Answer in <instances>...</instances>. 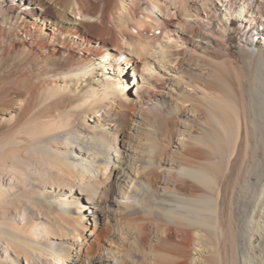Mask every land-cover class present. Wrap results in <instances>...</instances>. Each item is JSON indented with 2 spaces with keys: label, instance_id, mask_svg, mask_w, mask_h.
Segmentation results:
<instances>
[{
  "label": "bare ground",
  "instance_id": "obj_1",
  "mask_svg": "<svg viewBox=\"0 0 264 264\" xmlns=\"http://www.w3.org/2000/svg\"><path fill=\"white\" fill-rule=\"evenodd\" d=\"M131 19L140 24L130 26ZM153 30L157 40L149 47L128 38ZM116 86L130 90L116 93ZM137 108L161 119L181 113L192 120L173 118L178 139L159 163L168 178L149 173L154 182L144 187L140 152L129 143L147 116ZM124 110L133 115L130 131L117 128ZM204 130L220 135L215 146ZM1 145L10 161L6 178L15 184L0 181V264L121 263L126 247L107 240L117 230L110 221L100 224V194L115 181L122 194L116 203L126 210L129 194L153 188L196 215L194 264H264V0H0ZM30 151L69 177L40 192L41 207H15L9 200L18 183L33 179L13 157ZM240 154L241 167L250 166L238 172L245 191L222 188V166L230 171ZM109 168L111 180L103 181ZM48 198L64 212V225L75 231L82 225L83 236L70 237L66 250L45 222L52 217L42 212ZM221 199L228 201L227 214L223 206L214 209ZM212 208L214 217L204 216ZM69 209L79 218L72 220ZM29 219L44 221L52 232L42 235ZM167 230L178 236L171 224Z\"/></svg>",
  "mask_w": 264,
  "mask_h": 264
},
{
  "label": "rangeland",
  "instance_id": "obj_2",
  "mask_svg": "<svg viewBox=\"0 0 264 264\" xmlns=\"http://www.w3.org/2000/svg\"><path fill=\"white\" fill-rule=\"evenodd\" d=\"M132 21H133V24L131 23ZM130 23H131L130 26L131 25L137 26L140 24L137 22V20H132V19H131ZM155 32L156 31L153 30L147 36L146 35L144 36L141 34L138 36L134 35L133 38L131 35H128V38H130L129 40L131 42L132 41L135 42L137 40L136 41L137 45L143 46V44L144 45L146 44L145 46L149 47L151 44L153 45L156 43V40H157V39H155L156 37L153 38V36H155V34H154ZM140 36H141V38H140ZM142 37H144L143 39L147 40V41L144 40L146 43H144V41H142L143 40ZM146 37H149V38H146ZM137 38H140V39H137ZM139 40H140V43L138 44ZM142 42H143V44H141ZM127 56H129L128 53H127ZM111 61H112V59H111ZM130 76L132 78L133 74H130ZM128 90H130V89H128ZM128 90H124V91H128ZM124 91L120 90L118 86L115 87L116 93H118V92L124 93ZM120 97H122L121 94H120ZM180 107L191 108L189 103H184V102L180 103ZM137 110H138V112H136ZM137 110L135 111V113H141L142 115L144 114L143 116H145L146 112L143 111V109L137 108ZM123 112H125V113H123V115H121L122 117L120 116L116 120L117 121V128L119 130H123V131H130L131 126H132V119L131 118L133 115L129 114V112H130L129 110H124ZM147 116L144 117L145 119H144L142 125H140L138 127V133H137L138 135L129 141V143L131 142L132 145H134L135 148L137 150H139V152H140L137 155V157H139L138 163L141 164V165H139L141 167V170L144 169V170H147V172H148V174H147V172H144V170L142 171V174H143L142 178L145 179V181L141 182L142 185H143V182L147 183V184H151L150 182L153 183L154 182V176L156 174L158 176L164 178V179L168 178L166 171L160 170L159 163L161 164L162 159H164V157H166V155L164 156V153H166L167 151H170L169 149H171V147L174 148L175 147V141L177 142L178 134L175 131V128L177 126V124H175V121L183 118V120L192 122L190 117H188L187 115H182L181 113H175L173 115V117L170 118V120L168 119L169 121L166 120V118L161 119L159 117L160 118L159 119L155 115L147 114ZM173 118L176 120L174 121ZM172 120H173V122H172ZM130 122H131V124H130ZM198 126H199V128L201 127V125H199V124H198ZM206 127H211L213 130L216 129L215 128L216 126H211L209 123H206ZM209 131L210 130H204L203 133H205V135H207L210 139L208 140V137H206L205 135H203L202 138L205 140L207 139L208 140L207 142L209 145L215 146V143H213V142H216L218 140V138L220 137V135L218 133H216L215 131H213V132L212 131L209 132ZM131 132H135V130L132 129ZM171 137L174 139V141L172 143H170ZM159 139H160V141H159ZM149 145H150V147H149ZM167 148H168V150H167ZM213 148L214 147H212V149ZM4 150H7V149H4L1 145L0 146V181L3 180L2 182L4 184H7V185L15 184V183H10L6 178L9 175L8 174V168L10 166V161L6 160V159H8V157L6 158V156H7L6 154L4 156V153H6ZM145 152L150 153L151 155L145 154ZM27 153L25 152L23 154L14 155V157L15 156H18V157H16V158L13 157V160H14L13 163L16 166L21 167L22 169H25L26 172L31 171L30 172V174H31L30 180L32 181V179H33V181H32L33 183L26 180V179L20 180V182L17 185V193H16L17 195L15 194L16 196H14L16 199L14 197H12L9 201L12 202L13 206H15V207H19V206H21V204L22 205L30 204L32 207L39 208V207H41V205L38 201V196H39L40 192L43 190H48L49 188H51L50 185H53V186L59 185V184H61L60 182H62V185H65L64 184L66 182L65 179H68L69 176L64 171H58V174H57V171L56 172L54 171L55 172V176H54V172L52 170H50V167L48 165L41 163L42 160L40 157V155H41L40 153H38L37 151H30ZM1 154H3V155H1ZM152 154H154V155L152 156ZM240 155H242V154H240ZM144 158H146V159H144ZM237 158L238 157H236V161H237ZM243 158H244V156L243 157L240 156L238 158L237 162L234 161L235 160L234 159L233 160L234 166L231 165V167H229V169H228V170L231 169L230 171H227V168L225 166H222L225 168V170L223 168L222 169L224 171H226L227 173H224V171H221L225 175H223V177H222L223 181H221L222 180L221 176L223 173L220 175L219 178H217V181L219 180L217 182L218 185H219V183H220V185L223 184L222 188H229V190H231L235 185L236 186L238 185V187H236V186L235 187L240 192L245 191V189H246L245 185L243 184V180L240 179V176H239L240 174L238 172L239 171L245 172V170L250 166L243 165L244 167L243 168L241 167L242 166L241 162L243 161ZM15 160H16V162H15ZM149 162L151 164H149L147 166L146 164ZM34 165H36V166H34ZM148 167L150 169V172H149ZM109 170L111 172L110 168L105 172L103 181H108V180L110 181L111 180L110 179L111 173H109ZM233 170H234V172H233ZM149 173L155 174V175H150ZM231 174L233 175V177H231L232 176ZM62 176H64V177H62ZM224 176L228 177V178H226V182L224 181L225 180ZM237 176H239V177L237 178ZM8 177H10V176H8ZM5 178H6V180H5ZM34 180L35 181L37 180V181L35 182ZM113 181H115V178ZM37 182H38V184H37ZM223 182H225V183H223ZM235 182H236V184H235ZM232 183H233V185H232ZM109 184H110V182H109ZM116 184L117 183L115 181L113 183L112 187H110V185H105V187L102 189V192L100 194V198L102 199L101 204L103 205L102 209L104 211L102 212L103 214L101 215V218H100V224L102 223V225L103 224L107 225L108 221L112 222V223H109V225L112 224L111 228L112 229L114 228L113 230L116 229L117 230L116 232L118 234L114 235V233L108 232L107 233V237H108L107 240L110 241V243H112V244L114 243L115 247L123 244L127 249L126 253L124 254V260L121 261V263H119V264H163L162 263L163 260H164V262L166 261V263H169V264H187V263L188 264H191V263L194 264L193 260H192V257L194 256V252H197V250L200 249V247L198 246V242H197V238L200 234V227L195 221H193L194 218H196V215L194 213L187 211L184 208L174 204L172 201L166 199V193H163V191L159 190V191L153 192L152 191V190H154L153 188H152L151 192H145V193L138 195V196L133 194V193L129 194L128 197H129V200L131 203V207L129 208V210H126V209H128L126 204L124 205V207L126 208L125 209L122 206L117 205V203H116V199L122 200V196H121L122 194H121V190H120L121 188L119 187L118 184L117 185ZM239 185H240V187H239ZM229 186H231V187H229ZM143 187H144V185H143ZM216 188L217 187L215 186V189ZM143 191H146L145 188ZM25 198H28V200ZM222 199H224V198H222ZM222 199H221V202H219V203H221L220 204L221 206H218V208H216L217 207L216 204L213 203V205L214 204L215 205L212 206V204H211L210 207L214 208L216 206L214 209L215 210L217 209V211L219 213L221 210V207L223 206L222 210L224 212H226L224 214H227L228 213V209H227L228 208V205H227L228 201H227V199H225L226 200V202H225V200H222ZM27 201H29V202H27ZM55 202H56L55 200L48 198V200H47L48 205L46 204V205L42 206V207H44V208H42L43 214H45V213L50 214L51 213V215H52V217L49 218L50 220L47 219L48 221L45 220V222L50 223L51 227L54 226L53 230L51 228H46L44 226L45 225L44 221H42L40 223L35 222L34 219L33 220L29 219V221H30V223L32 222L31 224L36 229L40 228L42 235H45V232L49 233L52 231H53L54 235H55V233H57L55 236L58 237V242H64L65 243V245L62 248L60 246L59 249L61 248V249L66 250L65 249L66 244L69 241L70 237H72V236L80 237L81 235L83 236L82 227L80 228V226H82V225L79 224V226L76 228V231L73 230V228H69L66 225H64L62 223V219H63L62 217H64V212L62 210H59L58 203H55ZM224 204L227 206V208L225 207ZM169 208L172 209L171 212H172V214H175V217H173L172 214H169L166 211L167 209L169 210ZM213 208L211 209L212 211L207 212V213L205 212L204 216L208 217L210 215L209 217H212L213 212H216ZM50 210L52 212H49ZM69 210L71 211V209H69ZM69 210L67 211V214L72 218V220H74V219L76 220L77 218H79L78 215H80V213H78L76 211H71L72 214H70L71 212ZM116 211H118V212H116ZM55 214L57 215V217ZM213 217H214V215H213ZM112 219H116V221H111ZM51 221L54 223H52ZM91 222H93V220H91ZM170 224L172 227L178 228L179 232L177 234L178 235L177 237L174 236L173 234H171L167 230V228L170 226ZM143 225L146 228H144V227L142 228ZM165 227H166V229H165ZM181 231L185 234V236H181V234L184 235L183 233H181ZM66 233H68V234H66ZM80 233H81V235H80ZM121 236L125 237L126 242H124V243L122 242L123 239H121ZM185 237H186V239H185ZM145 238H146V240H145ZM216 238L217 237L214 236V238L212 240L215 242ZM101 239H102V242L104 241V243H105V240H103L104 238H101ZM106 246H109V245H107V242H106ZM131 248H132V250H131ZM61 249L59 250V253H61V254H63V252L65 253V251L61 250ZM181 249H183V250H181ZM94 251H96V250H94ZM1 256H3L2 252H0V257ZM99 256H100L99 254L96 255V257H99ZM85 259H86V257H85ZM87 260L91 261V259H89V258ZM24 264H27L25 262V260H24ZM93 264H99V263H93Z\"/></svg>",
  "mask_w": 264,
  "mask_h": 264
}]
</instances>
